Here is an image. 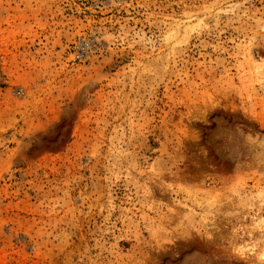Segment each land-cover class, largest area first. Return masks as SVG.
Instances as JSON below:
<instances>
[{
	"label": "rangeland",
	"instance_id": "rangeland-1",
	"mask_svg": "<svg viewBox=\"0 0 264 264\" xmlns=\"http://www.w3.org/2000/svg\"><path fill=\"white\" fill-rule=\"evenodd\" d=\"M0 264H264V0H0Z\"/></svg>",
	"mask_w": 264,
	"mask_h": 264
},
{
	"label": "built area",
	"instance_id": "built-area-1",
	"mask_svg": "<svg viewBox=\"0 0 264 264\" xmlns=\"http://www.w3.org/2000/svg\"><path fill=\"white\" fill-rule=\"evenodd\" d=\"M104 2H118V3H130L132 0H101ZM74 53H75V57L74 59L77 61H83V60H87L89 55H91L93 52V49L90 48L89 44H87V42H85V40H81L78 43H76L74 45Z\"/></svg>",
	"mask_w": 264,
	"mask_h": 264
}]
</instances>
